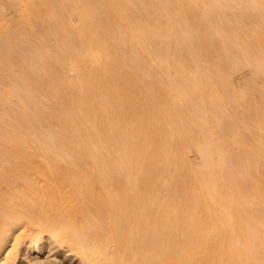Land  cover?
<instances>
[{
    "label": "bare ground",
    "instance_id": "bare-ground-1",
    "mask_svg": "<svg viewBox=\"0 0 264 264\" xmlns=\"http://www.w3.org/2000/svg\"><path fill=\"white\" fill-rule=\"evenodd\" d=\"M73 1L9 2L63 57L0 70V264H264V0Z\"/></svg>",
    "mask_w": 264,
    "mask_h": 264
},
{
    "label": "rangeland",
    "instance_id": "rangeland-1",
    "mask_svg": "<svg viewBox=\"0 0 264 264\" xmlns=\"http://www.w3.org/2000/svg\"><path fill=\"white\" fill-rule=\"evenodd\" d=\"M8 1L9 0L3 1L5 3L3 7L4 9L7 10L8 8L5 7L6 5L9 6L10 10L11 9L12 10L10 11L8 9L7 11H9V13L6 11L5 14L6 16H8L7 14L10 15V13L14 12L13 16L15 17L10 15V18L12 16L14 20L18 19L17 20L18 22L17 21H15L17 23L13 22V18H11L14 24V25L12 24V28L9 26V28H11L10 30H12V32H10L11 34L8 31L6 33L0 34V70H7L11 72H16L18 74H20V72L22 71L23 74L27 71L30 72L34 70L56 69L58 67L57 65H50L48 62L50 60H56V62L58 63L60 62L63 56L60 52V42L58 41V39L54 42L51 40L59 37H46L45 32L48 29H52V26L46 25L45 16L38 17L37 19H35V26H34L35 32L33 33L28 27L26 30V26L24 25L25 22H23L24 18H22V14H21L22 7L20 9L21 10L20 13L18 12L20 11L18 9L20 7L18 8L13 7L14 8L13 9L12 6H10L11 4L9 3L10 1L12 2L13 0H10L9 2ZM78 2L80 4H78L76 8H80L85 4L83 0H75L72 3L76 4ZM0 3H2V1H0ZM15 4L18 5L17 3ZM15 4H13L12 2L13 6ZM64 5L69 6L70 3H64L63 1L57 4L53 3L49 7L44 8L41 13L46 14L47 16L51 13H56V12L60 13ZM15 13L19 14L21 18L19 19L17 17L18 15L16 16ZM7 20L10 21L8 18ZM10 38H17L18 40L13 42L10 41ZM44 48L48 50V54L50 55L51 58H46L43 56L42 52ZM241 70L240 72H238L237 70L232 74V86L234 87V89H236V91L241 90V88L243 89L244 85L247 86L246 84L248 83L245 84V82L246 81L248 82L251 78V77L249 78L250 73L248 72V68L245 67V69L242 68ZM174 74L175 73H172V75ZM186 155L193 167L199 166L202 163L201 156L197 151L195 145L191 144L187 147Z\"/></svg>",
    "mask_w": 264,
    "mask_h": 264
}]
</instances>
